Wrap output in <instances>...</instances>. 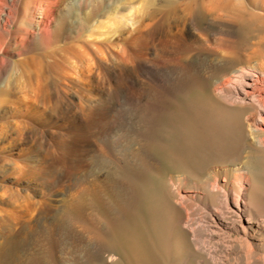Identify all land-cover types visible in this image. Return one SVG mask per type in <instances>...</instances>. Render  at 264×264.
<instances>
[{
	"label": "bare ground",
	"instance_id": "bare-ground-1",
	"mask_svg": "<svg viewBox=\"0 0 264 264\" xmlns=\"http://www.w3.org/2000/svg\"><path fill=\"white\" fill-rule=\"evenodd\" d=\"M117 1L119 0L60 1L63 5L54 23L58 29L68 27L74 34L70 38L76 44L67 49L65 54L77 62H74L75 67L72 65V70L68 69L73 71L75 77L70 76L73 75L71 73L68 76L64 74L65 77L56 83H47L46 70L57 73L64 67L60 56L54 52L45 51L54 57L53 65L44 64L37 57L28 61L27 69L34 77L18 91L28 94L37 91L38 95L30 107L24 108L26 113L17 112L16 117L24 120L12 121L11 125L16 133L0 131V203L4 204L6 198H9L14 207L21 210L23 205L33 209L37 205L35 197L46 198L50 202L48 194L53 189L41 174V163L46 158V153L56 138H60L62 143H81L90 163H97L99 166L105 162H121L132 165L139 171L132 176L128 173L130 179L126 187L130 193L126 203L129 206L131 204V210L128 209L126 215L118 214L113 218L104 215L100 186L91 172L85 175L83 185L78 186L80 197L72 198L71 194V197L63 200L64 207L68 212L71 211L66 216L69 225H82V229L78 230H81L85 240L83 246L78 244L83 247V260L87 264H115L123 260L120 250L127 249L134 264H150L151 261H147L148 248L143 238L135 237L131 230L142 221L139 210V193L144 186L142 179L154 175L157 170L158 162L155 164L156 160L149 151L150 146L156 144L166 157L172 159V166L176 168V173L166 177L165 183L169 199L166 198L164 204L173 211V217L168 223L176 224L187 236L190 247L202 259L201 264H226L232 233L236 234V239H233L245 247L242 257L240 256L242 264H264V255L257 253L259 251H256L254 243L256 235L264 231V203L254 199L256 177L255 172L250 170L249 163L237 164V142L232 139V134L239 127L232 122L229 112L233 107L251 110L245 118L247 148L251 153L263 156L264 57L259 62L245 61L234 52V48L238 43L237 38L240 39L238 36L241 29H245V33L246 30L253 29L251 32L255 33L254 29L261 27L258 19H264V0L254 1L256 11L249 13L247 19L242 18L244 14L239 4L234 3L235 0H145L130 15L132 23L129 24H132V28L127 27V24L122 30L121 35H125L128 40V50L113 52L109 47L112 44H106L105 40L84 39L83 30L84 23L91 19L90 16L94 17V13L101 12L106 2ZM119 2L120 5L121 0ZM7 17L11 19L10 16ZM38 19L29 28L31 45L34 47L39 39L36 33L45 22L41 16ZM117 28L115 31L118 30L119 33L120 29L118 26ZM245 35L242 33L241 36ZM16 44L9 45L10 49H15ZM189 44L205 51L201 62L188 65L189 63H185L186 58L185 62L182 61V55ZM195 49L193 50H198ZM142 50L144 53H141ZM202 72L214 81L212 87L210 85L208 106L194 101L180 109L178 96L190 91L192 81H195V86V79ZM194 76L196 78L191 80ZM122 106L130 108L132 113L114 117V125L109 131L86 132L83 139L77 133L91 112L98 109L111 111ZM54 116L59 117L56 119ZM26 122L33 126L41 146L40 150L32 154L26 147L31 137L23 131ZM37 124L43 127L40 131L35 129ZM48 136L53 139H48ZM222 160H229V166L209 165ZM185 192L190 194H183ZM192 202L200 209V216L179 214L181 209L186 210ZM214 238H218L217 244L222 242L225 245L221 254H217L215 247L211 245ZM234 245L235 243L232 246Z\"/></svg>",
	"mask_w": 264,
	"mask_h": 264
},
{
	"label": "rangeland",
	"instance_id": "rangeland-1",
	"mask_svg": "<svg viewBox=\"0 0 264 264\" xmlns=\"http://www.w3.org/2000/svg\"><path fill=\"white\" fill-rule=\"evenodd\" d=\"M60 1L63 3L64 0H0V37H1L0 38V58H1L0 59V91L2 92V93L0 92V96H2L0 97V131L8 130L10 132L13 131L12 133H16L15 131L16 129L11 125L12 121L17 119L22 121L24 120L23 118L16 117L18 116L17 112H21L23 114L26 113L25 109L27 107H30L36 100V97L38 95L37 91H34L33 93L30 94H28L27 92L21 93L18 91V89H21L22 86H25L27 82L33 80L32 77H34V75H32V72L30 73V71L27 69V63L31 58L37 57L42 60V63L53 65L55 62L54 57L51 54L50 55L52 57L49 54H46V52L47 51L49 53L54 52L58 56H60V60H61L60 62L61 63L63 62L64 67L62 70H58L59 72L57 73L54 71L47 72L46 70V75L48 76L47 78L48 84L56 83L59 79L60 80L63 79L65 75L68 76L70 75V73L73 74V71H68V69L72 70L73 69L72 65H74L75 67L74 62H76V60H74V58L71 56L68 57L65 53L67 49L74 47L76 44V42H74L75 40L70 38V36L74 34L73 32H70L68 27L61 30L58 29V27H56V23H54V20L57 21L58 15L63 5ZM119 1L116 2L117 5L115 2L112 3L106 2L105 6L102 9V11L104 10L103 12L101 11L99 13H94L95 14L94 17L90 16L91 19L85 22L86 24L84 23L85 26L83 30L84 39L90 40L96 38V39H101L103 41L105 40L104 42L106 44L108 45L112 44L109 45V47L113 52H121L120 50H122L123 52L128 50L127 49L128 40L125 39L126 38L125 35H121L122 30L125 29L127 24H128L127 27L132 26V24H129L132 23V16L130 15H133V13L136 12L135 8L137 7L136 10H138L142 6L145 0L143 1L137 0L136 2L135 0H130V1L121 0L120 5H119L120 3ZM123 1H125L126 4ZM238 1L239 3H237ZM238 1L235 0L234 3L239 4L238 6L241 8L242 10L241 12L242 14H244L242 16L243 19L245 17H246L245 19H247L249 17V13L256 11L254 5L255 0H238ZM7 16H10L11 19H9ZM39 16H41L42 20L45 22L43 23V25H41V28L36 33L37 39L38 38L39 39L37 45L34 47L31 45V29L29 28L30 25L33 22H35V20H39L38 19ZM259 19H258L259 22L258 25L261 27L258 29L255 28L254 29L255 33L251 32L253 29L251 31L246 30L247 31L246 33L244 32L245 29L243 30L241 29L239 31L240 35L238 37H240V39L237 38L236 40L238 41V43L236 42L235 44L234 52L238 54L240 57L242 56V59L245 61L259 62L264 57V19L263 18H259ZM117 26L121 30V31L119 30V33L118 30L115 31L116 29H118ZM25 29H27V32ZM241 32L243 33V35L246 34L247 36L246 35L241 36L242 35ZM253 34L255 36H253ZM14 43L15 44L17 43L16 44L17 47L15 49L14 48L10 49L9 45L14 46L15 45ZM192 45L194 46V44H189V46H187V48L188 47L189 48L188 49L186 48L187 50L182 55L183 58L182 61H184L186 58L185 60L186 62L185 61L184 62L187 64L189 63L188 65H191V63L195 64V62L199 63V61L201 62L204 58L205 51L202 48H197L198 49L197 50L195 49L196 46L195 48H193ZM193 49L197 51H194ZM192 51L196 55H194ZM141 53H144L143 50L141 51ZM200 54L201 55L203 54V56H199ZM20 72L23 74L20 75L21 74ZM70 76L75 77L74 74ZM206 76L208 75L205 73L203 74L202 72L199 75H197V78L196 76H194L191 79L194 80L196 78L195 86H197V84L199 86L195 87L194 86L195 81H192L193 84L191 83V85L193 86L189 88L190 91L187 90L184 92L185 94L181 93L180 94L181 96L180 95H179L180 97L178 96L179 104H181L180 109L182 108L184 109L185 107L190 105L191 102L194 101H197L198 103L204 106H208V99L210 98L209 93L212 85L214 84V81L212 79L210 80V78ZM131 92L133 93V90ZM105 110L106 109H102V110L98 109L96 111L91 112L87 116L82 126H80L79 130L77 131V133L81 136L82 139L86 132L105 133L109 131L112 128L111 126L114 125L113 124L114 117H118L120 116V114L121 115L125 114L128 116L129 114L132 113L130 108L126 106L116 107L111 111L108 110L105 111ZM229 112L232 122L236 124L237 127H239L235 132H233L234 135L232 134V139L234 140V142L235 140L237 142L235 143L237 149V150L235 149L236 155L234 154L235 158L238 159L237 160L238 163L237 162L236 163L240 165L249 163L248 165L250 170L253 173L255 172L254 176L256 178L254 179L255 180L254 182L257 183V184L254 183V186L256 185L254 199L255 200L257 199L256 201L259 203L262 202L264 203V155L262 156L256 152H252V153L250 152V150L247 148L248 141L246 140L244 134L246 132L245 118L250 114L251 110L249 108H244V107H233L230 109ZM107 115L109 116L107 117ZM54 117L57 119L59 116H54ZM184 126L186 125L184 124ZM35 127H36L35 129L38 131H40L43 128L42 125L40 124H37ZM201 129L203 130V132L205 131L203 128ZM23 131H25L31 137L28 139V143L26 145L27 149L30 150L31 154L40 150L41 148L40 142L37 140V137L35 135L36 131L34 130L33 126L26 122L25 125L23 126ZM48 139H53V138L51 136H48ZM59 139L60 138L58 139L56 138L55 141L52 142L48 152L45 155L46 158H44V160L41 163L42 166L41 174L48 181L51 188L53 189L48 194V197H51L50 199L51 201L49 202L48 200H45L46 198L35 197V201H37V205L33 207V209H31L32 207H29L30 208L29 209L27 208L28 206L23 205L21 206V210H19L20 209L19 207H18L19 209L17 207H14L12 201L9 198L8 199L6 198L4 204L0 203V264H67V263L87 264L85 260H83L84 258L82 251L83 248L82 246L84 244L85 238L83 237V233L81 232V230L80 231L78 230V229H82V225L80 226L79 223H76L75 224L76 226L74 225L75 227L69 225L66 216L71 214L70 213L71 211L68 212V210L64 207L62 202L63 200L71 197V194L73 195L72 198L74 197L76 198L77 196L80 197L79 193H81V191L79 190L80 187L78 186L83 185V179L89 174V172L93 174L92 176L95 175L94 177L97 178L98 181L97 183L100 186V193H101L100 194L101 208L106 217L113 218L116 217L118 214L126 215L127 212L131 210L130 207L131 204L129 206V203H126L130 193L127 189L128 187L127 184H128V180L130 179V175L132 176L133 173L134 175L138 174L137 172L139 171L136 167L121 162L115 164L114 162H105L99 164L98 166L97 163H90L87 156L85 155V148L83 144L62 143ZM35 140L38 142H36ZM150 147L151 148L149 149V151L152 157L156 160L155 164L158 162L156 164L157 173L153 172L154 175L152 174L151 176H146V177L143 176L144 177V179H142L144 185L142 188L143 193L142 192L139 193L140 194L139 210L141 215L140 217L142 218L141 221L142 226L141 224H139V226L136 227L134 226L131 231L134 232L133 235L135 237L143 238L145 245L148 248L147 261L148 260L151 261L150 264H180V263L201 264L202 259L194 252V248L192 250V247H190L191 245L188 242L187 236L180 230L179 227L177 228L176 224L170 225L171 223L170 224L168 223V221L171 220L173 217L172 216L173 211H171L172 209H168L169 207L167 208V206L164 204L165 199L166 198L169 199V197H167L168 192L165 183L167 181L166 177L176 173V168L174 167V165L172 166V159L166 157L165 153L159 149V146L153 144ZM229 162H230L229 160H222V162L221 161L217 163L213 162L212 164L210 163L209 165L229 166L228 165ZM88 164L89 165L92 164L90 166L91 168L89 167ZM131 166L133 167V169ZM101 169L103 170L101 171ZM257 191H260V193ZM183 194L189 195L190 193L185 192ZM261 200L262 202H260ZM24 207L26 208L24 209ZM16 209H18V211ZM120 209L121 211H119ZM15 210L17 211L18 214H16ZM169 214L170 217H168ZM179 214H182V216H186V214H189L191 216L198 217L200 216V209H198L195 203L192 202L190 203V207L188 204L186 210L181 209V213ZM179 214H177V216H179ZM14 216H16L15 222L13 220ZM1 224H3L4 226ZM79 226L81 228H79ZM174 226L176 227L174 228ZM77 232H80V234ZM263 234L264 231L262 232V234L259 233L258 235H256L255 237L256 239L254 240V243L256 244L255 247L256 251H259L257 253H259L260 255H264L262 254L264 253ZM76 237L80 238V240ZM82 237L83 239H81ZM233 238L236 239L235 233H232V235H230L231 242L229 243V245H231V248L230 250H227L229 253L227 254L228 259H226V264L227 263L242 264L241 257L243 251L245 250L244 249L245 247L243 248ZM217 240L218 238L212 239L211 245L215 247L217 254L218 253L221 254L223 249L225 250L224 248L225 245H223L222 242L219 241L218 242L221 244L219 243L217 244L216 243ZM213 242H215L216 245ZM233 242L235 243L234 246H232L234 244ZM78 243H81L82 246ZM77 247L80 250H78ZM74 250L76 253L74 252ZM120 254L123 257V260L115 264H126V263L134 264L133 260L130 259L129 257L130 254L128 253L127 249L126 250L121 249ZM72 256H74V258ZM124 258L125 259L127 258L126 261H124ZM111 264H114V262Z\"/></svg>",
	"mask_w": 264,
	"mask_h": 264
}]
</instances>
